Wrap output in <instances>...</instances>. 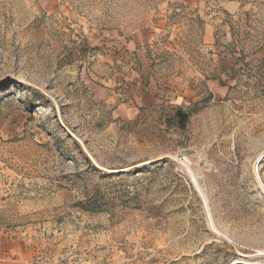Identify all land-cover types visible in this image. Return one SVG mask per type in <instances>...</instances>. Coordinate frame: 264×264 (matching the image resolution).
Returning <instances> with one entry per match:
<instances>
[{"label": "rangeland", "instance_id": "rangeland-1", "mask_svg": "<svg viewBox=\"0 0 264 264\" xmlns=\"http://www.w3.org/2000/svg\"><path fill=\"white\" fill-rule=\"evenodd\" d=\"M0 243L264 264V0H0Z\"/></svg>", "mask_w": 264, "mask_h": 264}, {"label": "crops", "instance_id": "crops-1", "mask_svg": "<svg viewBox=\"0 0 264 264\" xmlns=\"http://www.w3.org/2000/svg\"><path fill=\"white\" fill-rule=\"evenodd\" d=\"M7 250H3V245L0 243V264H22L23 259L19 261H13V260H5L4 256H6ZM8 257L11 255V251H8Z\"/></svg>", "mask_w": 264, "mask_h": 264}, {"label": "bare ground", "instance_id": "bare-ground-1", "mask_svg": "<svg viewBox=\"0 0 264 264\" xmlns=\"http://www.w3.org/2000/svg\"><path fill=\"white\" fill-rule=\"evenodd\" d=\"M186 163L190 166V163L188 161H186ZM196 177V176H195Z\"/></svg>", "mask_w": 264, "mask_h": 264}]
</instances>
